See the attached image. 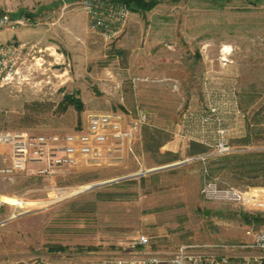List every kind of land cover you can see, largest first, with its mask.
<instances>
[{"label":"rangeland","instance_id":"374dc122","mask_svg":"<svg viewBox=\"0 0 264 264\" xmlns=\"http://www.w3.org/2000/svg\"><path fill=\"white\" fill-rule=\"evenodd\" d=\"M59 1L51 15L35 14L40 17L37 25L13 30L32 28L40 42L14 36L0 40L14 39L22 54L18 73L0 85L21 107L0 119V129L63 133L83 128L90 114L111 111L123 113L126 126L137 109L148 119L122 145L121 160L101 165L86 160L57 175L32 172L39 163L13 165L7 145L10 162L0 168V185L8 196H0L14 203L0 202V263L65 264L126 257L139 235L149 237L150 248L141 250L149 254L138 257L168 258L188 245L175 246L179 238L194 240L192 244L200 245L196 251L217 254L235 253L250 244L252 235L264 229V210L204 200L200 190L210 179L243 191L264 190V173L233 176L220 160L264 152V0H156L145 11H133L124 3L129 14L111 38L90 28L79 0ZM52 17L63 24L48 30ZM144 50L172 52L178 61L192 54L194 81H168L163 86L137 82ZM235 61L241 78L227 74L230 81H218L225 70L222 62ZM71 93L82 101L81 111L61 102ZM229 96L236 102L228 103ZM179 111L199 115L178 121L182 132L177 135L169 132L166 121L153 119ZM176 138L179 144H191L184 157L165 148ZM177 165H185L193 179H175L182 175L177 170L162 174L170 179H142ZM112 180L116 181L93 186ZM181 194L193 201H166ZM176 204L185 205L174 207L168 217H158L157 207ZM158 222L171 241L145 233L156 230ZM153 250L159 255L150 254Z\"/></svg>","mask_w":264,"mask_h":264},{"label":"built area","instance_id":"2783aa9c","mask_svg":"<svg viewBox=\"0 0 264 264\" xmlns=\"http://www.w3.org/2000/svg\"><path fill=\"white\" fill-rule=\"evenodd\" d=\"M78 2L89 19L90 28L100 32L105 38L115 36L129 14V9L124 3L112 0H79ZM39 20L40 17L35 14L12 16L10 12L3 11L0 13V30L35 26ZM21 55V44H17L14 39L0 41L1 86L9 83V79L18 73ZM147 119V113L143 109H137L135 117L128 120L126 126H122V121L126 120L123 113L111 111L90 114L83 128L63 133L32 134L20 129L1 130L0 144L10 146L13 165L25 166L29 163H39L38 167L30 170L37 174L57 175L86 160L95 165L121 160L122 145L132 140ZM218 185L212 179L205 181L200 190L202 198L208 201L238 204L248 210H264V190L261 194L255 189L243 191L231 185ZM2 223L3 221L0 222ZM148 243L149 237L146 235H139L134 241V244L143 246ZM199 246L195 244L181 246L168 258L155 255L137 258L116 256L93 262L77 261L65 264H264V229L254 233V239L250 245L261 254L236 257L211 251H196L195 248ZM202 247H211V245L204 244ZM0 264L48 263L34 260Z\"/></svg>","mask_w":264,"mask_h":264},{"label":"crops","instance_id":"0c3cea01","mask_svg":"<svg viewBox=\"0 0 264 264\" xmlns=\"http://www.w3.org/2000/svg\"><path fill=\"white\" fill-rule=\"evenodd\" d=\"M60 6V1L59 0H3L0 2V10H9L12 16H18L21 15L25 12H32L33 14H43L45 15V13H54V10ZM53 15V14H52ZM61 18L57 17V18H53L52 17V21L49 22V28L48 30H51L54 24L56 23H61L63 24L62 20L60 22ZM75 23L72 22V25H74ZM15 37V40H26V41H35L40 42V38L38 36L37 33H35L32 28L28 29V28H23V29H19L17 31H13L11 32L10 29H3L0 30V40H5L8 39L10 37ZM34 42V43H35ZM173 53L172 52H168V51H157L154 50L153 53L152 51L149 50H144L143 54L139 57L138 59V77H137V82H142L144 85L149 83H154V86H163L164 83H167L168 81H170V83H186L185 85H188V83H191L194 81V77H195V71H194V57L192 54H187L184 58H181L180 61L176 60L175 58H173ZM237 61V59H236ZM235 62H230V63H223L222 65H225V67H222L223 71V75L219 78L218 77V81L219 80H223L226 84V81L229 80L231 78H229L231 76V74H233L234 78H241L238 76V73L236 72V66L237 63ZM221 63V62H220ZM228 70V73L227 71ZM203 72V71H202ZM222 72V71H221ZM200 74V73H199ZM204 74V73H203ZM228 74L229 77H226ZM205 77H209L210 73L207 71L205 74ZM72 80V79H71ZM74 80V79H73ZM72 80V82H74ZM222 82V81H220ZM225 87V85H224ZM232 102H236L235 99L233 101L232 96H229L228 98V103H232ZM21 107V105H19V101H17L15 96H12L10 94V91L6 88V86L4 87H0V119H5L8 116H12L13 114H9L8 113H12V112H18V110L15 109H19ZM199 114L194 113V112H188V111H179V112H173L169 115H154L155 117H153L154 120H162V121H166V124L170 127L169 132L171 133H176L177 131L182 132L181 128H178L179 123L178 121H191L197 118ZM202 116V115H200ZM199 116V117H200ZM198 117V118H199ZM174 125V126H172ZM183 125V124H182ZM188 126H190V124H188ZM3 129V128H2ZM169 129V127L167 128ZM165 131H168V130ZM1 130V129H0ZM171 133V134H172ZM178 134V132L176 133V135ZM178 139L176 138L175 141L172 140L170 142V144H165V148L167 149V151L178 155L179 157H184L185 152H188L189 150V145H191L189 142L188 143H182L179 144V141H177ZM141 141H139V144ZM140 148V147H139ZM10 156H11V150L7 145H0V168L3 167V165H7L10 162ZM168 163V162H167ZM185 165H177L174 167H170L164 171H159L156 173H152L150 175L144 176L142 177V179L146 182H149L148 180L151 179H170L167 176H162V174H164L165 172L169 171V172H173V170H177V171H181L182 175L178 178L175 179H193L192 178V174H189V170L185 169V167H183ZM175 172V171H174ZM187 174V175H186ZM142 182V181H141ZM140 182V183H141ZM144 186H146V183L144 182ZM3 187L0 185V195H6L8 196V194H6L7 192H3ZM4 202V203H10L13 204L14 200L7 198V197H2L0 196V202ZM167 202H181V203H187V202H192L193 198L187 194H181V195H173L172 197H168V199L166 200ZM32 205V204H31ZM185 205V204H184ZM183 204H176L174 206L170 205H162L160 207H157V209L160 208V214H158V217H168L167 213L168 212H173L174 211V207L176 209H182V207H184ZM37 206V205H36ZM26 207H32L29 205H26ZM175 209V210H176ZM149 214V213H148ZM151 215V213L149 214ZM157 228L154 231H146V234H149L150 237L153 238H163L162 240L165 241H171V239H169V235L167 236V230L163 229V224L162 222H158L157 223ZM169 233V232H168ZM157 236V237H156ZM253 237H251V239H249L247 242H249L251 244V242H253V238L254 235H252ZM192 242H194V240L191 239H177L176 241H173V244L175 246H178L180 244H192ZM172 243V242H171ZM250 244H248L246 247H243L242 249H239L237 252L235 253H226L228 255L231 256H236V257H242V256H251V255H257V254H261L260 251H258L257 249H255L254 247L250 246ZM148 247L147 245H131V247L129 248V251L126 252V257H138L140 256V253L144 250L146 251ZM128 250V249H127ZM142 250V251H141ZM148 250V249H147ZM149 254V252H142V254ZM150 254H158V252H155L154 250L152 252H150Z\"/></svg>","mask_w":264,"mask_h":264},{"label":"trees","instance_id":"16d2710c","mask_svg":"<svg viewBox=\"0 0 264 264\" xmlns=\"http://www.w3.org/2000/svg\"><path fill=\"white\" fill-rule=\"evenodd\" d=\"M125 3L133 11H145L150 10L156 4V0H113ZM122 52V51H119ZM65 105L71 104L81 111L83 108L80 98H75L71 94H64L62 101ZM60 104V103H59ZM58 104V105H59ZM62 105V107H65ZM221 160L222 168H228V171L233 176H241L244 174H261L264 173V152L247 153L240 156L224 157ZM214 169V168H213ZM220 169V168H219ZM212 170V169H211ZM57 250H64V247L58 246Z\"/></svg>","mask_w":264,"mask_h":264},{"label":"water","instance_id":"95a60500","mask_svg":"<svg viewBox=\"0 0 264 264\" xmlns=\"http://www.w3.org/2000/svg\"><path fill=\"white\" fill-rule=\"evenodd\" d=\"M158 169H163V168H158ZM116 180H119V179H116ZM116 180H112V181H105L103 183H100V184H96V185H93V186H99V185H102V184H105V183H109V182H113V181H116Z\"/></svg>","mask_w":264,"mask_h":264}]
</instances>
